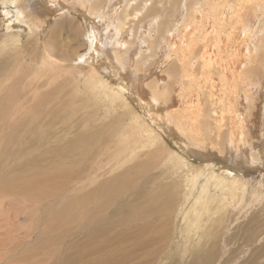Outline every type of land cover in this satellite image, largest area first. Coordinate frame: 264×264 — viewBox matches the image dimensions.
I'll use <instances>...</instances> for the list:
<instances>
[{
	"label": "bare ground",
	"instance_id": "1",
	"mask_svg": "<svg viewBox=\"0 0 264 264\" xmlns=\"http://www.w3.org/2000/svg\"><path fill=\"white\" fill-rule=\"evenodd\" d=\"M102 1L96 0L92 4L89 3V6L92 8L102 4ZM110 1H112V4H116L115 8L121 7L117 2L119 0ZM165 1L167 5L164 14L166 16H176V21L174 19L171 23L172 26L167 29L163 27L166 21L157 22V19L153 20L155 14H159V17L163 16L162 9H159L157 4H165ZM41 2L48 3V0H36V2L33 0V8L35 6L41 11L38 7V3ZM180 4L178 7V2L174 0H140L139 3L132 6L134 9L129 11L121 9L119 13H115L111 19V21L116 22L115 24L110 25L105 19H102L105 27L107 26L104 32H102L104 27H102V30L100 29V20H89V31H87V51L88 48L89 51L82 55L85 70L80 72L81 74H76L77 77L72 78L77 87L74 89L78 93L90 92L89 96L92 98L93 104L96 100L102 101L104 99L111 106L112 100L117 101L118 106L121 108L119 116L125 120L133 118V121H135L133 124L114 117L107 125L103 126L104 130L102 131V128L99 130L102 137V148L98 154H76L85 147V142L89 137L87 133L80 134L77 138L72 139L66 137L68 132H76L80 126L86 125L82 121L74 123L75 119L72 120V118L75 116L72 115L69 116L68 121L73 124H60L56 128V122H52L49 127L40 126L38 128L39 134L36 135L39 139L34 146L26 150L22 145H18L17 148L21 153L23 152L22 154L25 157L37 152V155L40 156L39 162L35 160L34 156L27 161L32 165H37L40 175L50 184H55L53 174L56 172L51 171L49 167L42 164L61 165L62 168L59 171H62L64 175L67 172L82 174L86 171L91 174L90 171L98 172L101 169L102 171L105 169V172L109 174L120 168V171L116 172L114 176L102 181L103 210L109 204L110 207H113L112 213L120 212L123 204L126 205L130 200H134L131 191L136 192L142 189L149 192L139 205L143 207V204L152 197L154 201L151 205L139 210L133 202L134 207L129 208L126 213L124 210L125 215L122 213L123 217H120V221L127 222L128 229H133L137 234H128V238L136 239L140 248H142V243L143 246H147L145 252L147 256L144 255L141 261H137L131 251L130 253L133 256L127 257V259L128 254L122 253L120 262H116L118 264L130 263V260H133L130 264H156L159 263L160 253L167 250V248H170L169 252L174 251L171 249H178L179 256L176 264H183L189 257L191 260L189 264H242V257L244 258L245 255L243 248L251 239L258 242L259 249L255 251V256L249 258L246 264H264V231H261L264 228V200L262 199V191L259 192L256 186L251 190L253 192H251V196H254L252 201L255 199V203L251 205L254 208L253 211H255L254 220L249 221L247 219L246 223L239 226L235 225V222L237 223L239 218L246 216V213L252 208L246 207L247 201L244 200L245 191L248 184H250L248 181L246 182V173L249 172L250 167H264V103L258 106L261 102H264V37L262 36V33L264 35V0H186L185 3ZM45 8V11L54 9L53 6L49 5H46ZM66 9L73 10V6L66 7ZM59 10L62 9L59 8ZM22 11L23 7L16 11L17 19L23 16ZM251 17L253 23L249 22L248 25L242 23L243 19L250 21ZM10 18H7V20H10ZM34 18L38 20L37 17ZM153 21L155 28H150L149 33H146L150 46L149 51L145 55L141 54L140 61L137 60L134 67L137 66L138 62L150 58L152 53H156L161 57L158 48L164 45L167 47V53H173L174 59H177L180 64L179 66L176 60L172 61L169 54L163 56L162 66H166L165 71L168 74V81H171L172 77L177 78L179 81H175L177 82L176 86H174L175 84L171 86L168 82L155 84L151 78L149 82L152 86L150 89L152 94L146 98L145 102L136 99L137 104L147 106L160 120L164 119L166 114L169 118L167 122L173 125L178 135L182 136L187 133V135H190V137L187 136L188 139H205L207 132H209L208 126H210L212 130L211 140L218 149L211 155L222 152L221 159H213L211 164L205 163L201 167L194 164L188 165L185 162L188 167L184 166L186 171H183L180 167L175 166L176 171L180 170L182 172L179 181L182 189L178 193L177 191L169 194L154 192L148 184L151 182L149 175L146 178L143 176V173L146 174L145 172L150 167L168 161L166 155L170 152L165 147L163 149L151 148L154 136L150 137V134L154 132L153 129H149L148 121L150 122V119L135 116L133 109L124 102V95L120 93L131 90L137 94L139 92L137 86L142 83V78L135 76V71L128 68L131 64H127V61L119 63L120 70L114 63V61L119 60V53L128 56V59H138V50L134 53L125 54L132 45L134 46L137 43L135 38L129 40L125 33L129 31V33L134 34L141 30L144 31V26H150ZM182 25L183 28L179 31ZM165 33L168 34V38H166ZM241 33L243 35L237 37ZM113 34L118 35V46L121 49L116 50V47L113 52H110L107 45L111 42L105 37ZM46 37V39L43 37L45 40L34 43L35 51L30 50L29 54L35 57L36 65L43 64V66L49 68L47 75L50 76L47 81L41 83L36 79L34 85L21 86L20 92L15 86L0 91V104H2L4 110L5 123L16 122L21 124L15 115V111L11 108V105L17 103L21 104H17L16 107L26 105L29 114L33 115L25 129L17 133L19 140H22L23 136L29 135V132L38 133L32 130V124L41 112L51 106L56 97V94L53 96L51 93L54 89H51L43 97L40 91L31 93L32 88L39 89L42 84L46 87L51 85L54 80L49 71L62 63H57V59L53 55L57 43L54 42L51 36L47 35ZM193 42L195 43L196 52L199 54L198 65L190 64L189 54H196L192 48ZM15 46L13 49L14 54L19 49L17 45ZM86 55L89 56V59L85 57ZM37 58L43 61L39 62ZM155 61H152V64ZM96 65L99 70L93 67ZM102 70L113 75V77L110 76L112 78L110 82L103 77ZM44 75L46 76V73ZM64 75L66 74L64 73ZM72 80L68 79L67 81L69 83ZM73 81L71 84H73ZM60 89L62 88L58 87L57 91ZM172 91L173 95L170 99L169 110L166 112L159 111L158 105L162 104L163 98H170ZM198 93H201V96ZM186 94H188L187 97H185ZM90 97L84 96V98H81L73 94V98L81 101L78 105L83 118L87 119V117L95 115L97 118L93 121H99L102 119V115H100L102 112L98 114L97 112L92 113L90 110L84 111L89 108L83 102L85 103L88 100L87 98ZM197 97L201 99L199 103L196 102ZM48 100L51 101L50 105H47ZM114 102L113 106H116ZM122 102L124 103L122 104ZM37 107H39V110L32 113ZM256 109H260L261 112V120H258V123L249 116ZM50 110L51 114L57 118L60 117L58 111L53 107H50ZM28 112H25L26 117ZM109 118L111 119V117ZM159 119L154 120L153 123L159 122ZM255 124H257V127ZM132 125L140 127L137 135L133 133ZM131 131L132 135L130 134ZM50 133L52 134L46 139V134ZM11 134H15V131L12 130ZM189 142L194 144L193 139ZM162 143H164L163 140ZM209 143L211 144V142ZM57 146H59L58 149H56ZM224 148H232L233 152L227 151L223 155ZM245 148L246 151H244ZM190 150L203 157L201 153H198V150L193 148H190ZM174 153V151L171 152V154ZM233 154H235V157L233 156L234 160L238 158V166L240 167L233 166L236 164L234 160L230 163L224 161V158L231 157ZM240 157H245L246 166H242L243 160ZM203 169H206V172H202ZM151 175L154 176V174ZM11 179L12 176L3 181V190L4 188L13 187ZM130 179L135 181V184L132 183L131 187ZM60 180V178L57 179L58 182ZM262 183L264 182L256 183L257 187L261 186ZM177 184L179 185V183ZM0 192L3 191L0 190ZM64 193L63 189L58 188L51 194L49 199L45 200L44 207L54 209L56 212L69 213L72 210V198L70 199L68 195L64 196L66 194ZM136 195H141V193ZM176 195L180 198L175 205H172ZM190 196L193 198L192 202ZM244 202H246L245 206H243ZM2 203L1 201L0 204L2 205ZM10 203L12 205L18 204L16 202ZM99 205H95L91 210V216L98 215ZM116 208L121 210L119 211ZM151 213L156 218V223L146 219V215ZM90 215L80 220V222L88 223L91 221L92 217ZM162 218L166 219V223L167 220L170 224L174 221L177 222L176 227L180 237L178 241L176 240L179 237L175 236L174 231L167 233L166 223L163 224ZM120 221L119 223H121ZM152 225H154L153 228ZM162 226H164V229L161 228ZM227 227L230 228L229 231ZM232 227L235 229L232 230ZM109 228V225L97 226L94 230L84 231L87 233L86 240L82 242L83 246H78L77 252L91 257L93 249L89 246L93 244V247L101 248L102 239L100 240V238H102V232L105 231L108 234L106 230ZM116 228H112L110 232H115L114 229ZM160 228L163 230L160 231ZM226 238L228 239L226 240ZM44 241L49 242V239L42 234L36 237L35 247L38 245L42 247ZM86 241L87 244H85ZM71 243L65 245V254H68L69 250L74 248L75 245L73 244V246ZM164 254L163 257L166 256ZM77 259L83 260L80 256ZM77 259L74 262L66 259L60 262H63V264H78Z\"/></svg>",
	"mask_w": 264,
	"mask_h": 264
},
{
	"label": "rangeland",
	"instance_id": "2",
	"mask_svg": "<svg viewBox=\"0 0 264 264\" xmlns=\"http://www.w3.org/2000/svg\"><path fill=\"white\" fill-rule=\"evenodd\" d=\"M34 1L36 2V0ZM94 1L96 0H50V2L48 0V3H38V7L41 9V12L37 7L34 6L33 8V0H0V91L1 89L5 90L6 88L15 86L20 92L21 86H29V84L34 85L36 84V79H38L41 83L47 81L48 77L50 76L49 74L47 75L49 68L43 66V64L36 65L34 61L35 57L29 54L30 50L35 51V47L33 46V44L45 40L47 38V35H49V37L51 36L54 42L57 43V45L55 46L56 49L54 51V54L52 53L55 56L54 58L57 59V61H55L57 63L62 62L53 70L49 71V73H51L52 79L54 80L53 82H51V85L46 87L44 84H42L39 89H31V93L33 91H40L42 97L46 96L51 89H54L51 93L53 94V96L54 94H56V97L50 107H53L60 114L59 118L51 114L50 107L47 108V110L41 112L32 124V130L38 132L37 134L35 132H29V135H25L23 136L22 140H19L17 133L25 129V126L29 122V119H32L33 115L29 114L28 107L26 105H23L22 107H16L17 104H21L17 103L15 105H11V108L15 111V115L17 116L21 124H18L16 122L5 123L4 110L2 109V104H0V190L3 191L0 192V203L1 201L3 202L2 205L0 204V264H63V262H60L61 260L66 259L74 262V260H76L78 256L83 258V260L77 259L78 264H118L116 262H120L122 258L120 256L122 253L128 254L126 256V259L127 257H131L134 255L137 261H141L144 255L145 257L147 256L145 254L147 246H143L142 243V248H140L137 245L136 239L128 238V234L136 233L133 229H128L127 222H121L120 217H123L122 213L128 212L129 208L134 207L133 202L139 210L151 205L154 201L152 197H150V199L143 204V207L139 205V203H142L145 196L149 193L148 191L142 189L136 192L131 191L133 195L132 199L134 200H130L128 202L130 204H123L122 210L120 208H116L119 211L121 210L120 212L112 213L111 210L113 209V207H110L109 204L106 205L105 210H103L104 208L102 207V202L104 201V199L102 200L101 186L103 179L104 181H106V178L114 176L116 172L120 171V168H117L115 171H112L109 174L105 172V169H103V171L101 169L98 172L90 171L91 174L86 171L82 174H80L79 172L73 174L67 172L66 175H64L62 171H59L62 168L61 165H54L52 163L42 164L49 167L51 171L56 172L53 174L55 184H50L46 182L42 175H40L37 169V165H32L27 161L30 157L34 156L35 160L39 162L40 156L37 155V152L33 155L25 157L22 154L23 152L21 153L17 148L18 145H22L26 150L34 146L35 142L39 139V137H37L36 135L39 134L38 128L40 126L49 127L52 122H56V128L60 124H73L68 121L69 116L72 115L75 116L72 118V120L75 119L74 123L82 121L86 125L83 127L80 126L76 132H68L66 134V137L68 139H72L74 137L77 138L78 136H80V134L83 133H87L89 137L85 142V147L83 149H80L76 154H98L100 152V149L102 148V137L100 136L99 130L102 128L103 131V126L107 125L114 117L117 119L125 120L119 116L121 108L118 106L117 101L114 102L112 100L111 106L107 104L108 101L104 99H102V101L96 100L93 104V100L89 96L90 92L78 93L77 91H75L74 88L77 87L72 78L77 77L76 74L85 70L82 55L88 53L89 51V48L87 51V31H89V20H100V29L102 30V27H104L102 30V32H104L107 26L105 27L102 19H105L110 25L112 23L115 24V21H111L115 13H119L121 9H125L126 11L134 9V7L132 6L136 3H139L140 0H119L117 1L121 5V7L119 8H115L116 4H112V1L103 0L102 4H98L91 8L89 6V3L92 4ZM174 1L178 2V7L181 5L180 3L186 2V0ZM46 5L53 6L54 9L45 11ZM71 5L73 6V10H67L66 7H70ZM166 5V1L165 4H157L158 8L162 9L163 16L159 17V14H155L153 16V20L157 19V22H160L161 20L166 21L165 25L163 26L165 29L172 26L171 23L174 19V21H176L175 15L166 16L164 14ZM20 7H23V16L20 19H17L16 11L19 10ZM59 8H61L62 10H59ZM40 13L43 15H41ZM34 17H37L38 20H36ZM7 18H10V20H7ZM249 20L250 21H246L245 19H243L242 23L246 25H248L249 22L253 23L252 17ZM144 28V31L141 30L140 32L138 31L134 34L129 33V31L125 33L127 34L129 40H132L133 38L137 40V43H135L134 46L132 45V47L127 50L125 54L134 53L136 52V50H138V59H128V56L121 55L119 53V60L114 61L115 65L118 68L120 67V62L127 61V64H131L128 68H132L135 71V76L137 78L138 76L142 78V83L137 86L139 92L137 94L131 90H127L126 92H119L124 95V102H126L127 105H129V107L133 109L135 116H139L143 119H145V117L150 119V122L148 121L150 125L149 129H153L154 132L150 134V137L154 136L151 148L163 149L165 147L170 152V154L166 155L168 161H163L164 164H155L154 167H150V169H152L151 171L153 172H149V169L147 172H145L146 174L143 173V176L146 178L149 175L151 182L148 184L152 187L154 192H158L160 194H169L170 192L175 193V191H177L178 193V191L182 189V186L179 182L182 172L180 170L176 171L174 168L175 166L180 167V169L183 171H186V168L184 166L188 167L187 164H194L197 165V167H201L202 164L205 163L211 164L213 159H221L222 152L211 155L218 149L215 147V143L211 140L212 130L210 126H208L209 132H207V137L205 139L199 140L192 138L194 140V144H191L189 141H192V139L187 138V136L190 137V135H187L186 133L182 136H179L173 125L167 122L169 118L166 114L164 119L160 120L155 115V113L147 106H144L143 104H137L136 99L145 102L146 98L152 94L150 90L152 86L149 82L151 78L153 79V83L155 84L168 82L171 86L174 84V86H176L177 82L175 81L178 80L177 78L170 77L171 81H168V74L165 71L166 66H162L163 56L169 54L172 58V61L176 60L177 64H179V62L177 61V59H174L175 56L173 53H167V47H165L164 45L158 48L161 57H159V55L156 53H152L150 58H146L142 62H138L137 66L134 67L135 62L137 60L140 61L139 58L141 57V54L145 55L149 51L150 46L146 35L149 33L150 28H155L154 21L150 26L145 25ZM182 28L183 25L179 28V31H181ZM165 34L166 38H168V34ZM242 35V33L238 34L237 37H241ZM262 36L264 37L263 33ZM105 38H107V40L111 42L107 45L110 52H113L116 47V50L121 49V47L118 46V35H106ZM169 41L171 42L170 39ZM15 45H17L19 49L14 54L13 49L16 47ZM192 48L196 52L194 42ZM153 55H155V57H153ZM189 56L191 58L190 64H199V54L197 52L194 55L189 54ZM85 57L89 59L88 55H86ZM37 60L39 62L43 61L40 58H37ZM154 60L156 61L154 62V64H152V61ZM89 63L92 64L91 61H89ZM179 66L177 65V70ZM93 67L98 68L99 70V67H97V65ZM67 69L69 70L67 71ZM120 69L121 68H119V70ZM45 73L46 76L44 75ZM64 73L66 75H64ZM102 75L109 82L112 79L111 77H113V75H111L110 73H106L103 70ZM40 76L42 77L40 78ZM68 79L72 80L73 84H71L72 81H69L68 83ZM58 87L62 89L57 91ZM251 91L253 90L251 89ZM73 94L81 98H84V96L90 97L87 98L88 100L85 101V103L83 102V104H85L89 108L84 111L87 112V110H90L92 111V113L97 112L98 114L102 112L100 114L102 115V119H100L99 121H93V119L97 118V116L95 115L89 116L87 117V119H84L82 111L78 105L81 103V101H77V99L73 98ZM172 95L173 91L170 98H163L164 101L162 102V104L158 105L159 111L166 112L169 110L170 99L172 98ZM198 95L201 96V93H198ZM187 96L188 94L185 95V97ZM65 98L66 101L64 102ZM49 101L50 100L47 101V105H50L51 101ZM200 101L201 99L197 97L196 102L199 103ZM113 102L116 104V106H113ZM124 102H122V104ZM263 103L264 102H261L258 106H261ZM37 110H39V107L35 108L32 113L36 112ZM25 112H28L27 117ZM260 113V109H256L253 113L251 112L249 116L256 120V122L258 123V120H261ZM109 117H111V119ZM26 118L28 119L26 120ZM156 119H159L160 121L157 123H153V121ZM133 120V118H129L125 121L133 124L135 122ZM255 126L257 127V124H255ZM131 128L133 129L132 131L133 133H135V135L139 133V126L136 127L132 125ZM12 130L15 131V134H11ZM132 131L130 132L131 135L133 134ZM52 133L46 134V139ZM162 140L164 141V143H162ZM209 142H211V144ZM58 148L59 146L56 147V149ZM190 148L198 150V153H201L203 157L198 156L196 152L190 150ZM224 150L225 151L223 152V155L227 151L233 152L232 148H224ZM173 151L175 153L171 154V152ZM244 151H246V148ZM233 156L235 157V154H233L231 157L224 158V161L226 163H230L232 160H234ZM240 158L243 160L242 166H246L247 163L245 161V157ZM234 161L236 162V164L233 166L240 167L238 166V158ZM156 167H158L159 169ZM261 167H250L248 169L249 172L246 173V182L248 181L250 184H248V188L245 191L244 200L247 201V204L246 202H244L243 206H245L246 204V207L252 208H250L251 210L249 209V212L246 213V216L239 218V221L237 223L235 222L236 226L242 225L248 220H254L253 215L255 214V211H253L254 208L253 206H251L255 203V199L254 201H252V197L254 196H251L253 193L251 190L254 188V186H256L259 192L262 191V199L264 200V183H262L261 185L263 186L262 188L261 186L257 187L256 185V183H260L261 181L264 182V174L262 175V172L264 173V167ZM202 172H206V169H203ZM151 174H154V176H152ZM11 176L13 187L4 188L3 190V181ZM58 178L61 179L59 182L57 181ZM176 182L179 183V185ZM132 183L135 184L134 179H130V187ZM58 188L65 191L66 194L64 193V196L68 195L70 196V199L72 198V210L67 214L56 212L54 209L44 207L45 200L49 199L51 194ZM67 188H69L70 190H68ZM139 193H141V195H136ZM190 197L192 202L193 198L192 196ZM179 198L180 196L178 197L176 195L174 199L175 203L173 202L172 205H175L176 201L179 200ZM10 202H16L18 204L12 205ZM95 205H99V210L97 212L98 215L91 216L90 212L95 207ZM89 215L92 217L91 221H89L88 223L80 222V220ZM116 217L117 220H119L121 223L116 220ZM146 217L147 220L154 221L156 223V218L154 217L153 213L147 214ZM162 219L161 220L164 221L163 224H165L166 219ZM169 224L170 223L167 220V223L165 224L167 233L169 234V231H174L175 236L177 235L176 237H179L177 230L178 228L176 227L177 222L174 221L171 222L170 225ZM106 225H109L111 229L109 228L108 230H106L108 234L105 231L102 232V238H100V240L102 239L101 248L97 249V246L93 247V244L90 245L89 247H92L93 249L91 257L77 252L78 246H83L82 242L86 240V231L88 232L90 230H94L97 226ZM154 225H152V228L154 227ZM164 226H162L161 228H163ZM112 228H116L114 229L115 232L113 233L110 232ZM118 229H120L121 231H119ZM163 229H161L160 231H162ZM231 229L234 230L235 228L232 227ZM227 230L229 231L230 228L227 227ZM261 231H264V228H262ZM41 234L43 236H46L47 239H49V242L44 241L42 242V247L39 245L35 247L34 244L36 237L41 236ZM249 235L251 234L249 233ZM60 239L61 241H59ZM179 239L180 237L177 238L176 241H178ZM227 239L228 238H226V240ZM68 243H71L72 245L74 244L75 246L73 245L74 248L69 250L68 254H65V245ZM85 244H87V241L85 242ZM169 249L170 248H167V250H164V252L160 253L158 260L159 263L156 264H173V262L174 264H176L178 262V249H171L174 250L170 251L172 252L171 255L168 251ZM258 249L259 244L257 241H255L254 239L248 240L245 248H243L245 255L244 258L242 257V264H246L249 258H253L256 254L255 251H257ZM130 251L134 254L131 255ZM167 251L169 253V256ZM165 252L166 254H164ZM163 254L166 256L163 257ZM188 260H190V257L187 258L183 264H187ZM130 261V263L133 262V260ZM190 262L191 260L188 261V264ZM130 263L126 262V264Z\"/></svg>",
	"mask_w": 264,
	"mask_h": 264
}]
</instances>
